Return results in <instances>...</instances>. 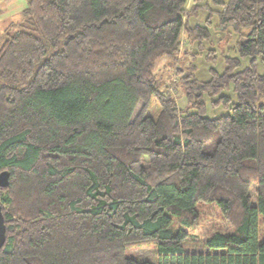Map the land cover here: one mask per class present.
Segmentation results:
<instances>
[{"label": "trees", "instance_id": "16d2710c", "mask_svg": "<svg viewBox=\"0 0 264 264\" xmlns=\"http://www.w3.org/2000/svg\"><path fill=\"white\" fill-rule=\"evenodd\" d=\"M188 1L27 0L4 26L0 264H155L125 255L145 242L157 264H264V0ZM212 18L236 54L200 79ZM183 36L179 107L153 70ZM200 202L230 230L188 253Z\"/></svg>", "mask_w": 264, "mask_h": 264}, {"label": "rangeland", "instance_id": "374dc122", "mask_svg": "<svg viewBox=\"0 0 264 264\" xmlns=\"http://www.w3.org/2000/svg\"><path fill=\"white\" fill-rule=\"evenodd\" d=\"M189 3H191V0H189L187 4L189 5ZM26 4L27 0H0V34L8 22H15L18 20L21 11L26 6ZM206 15L207 13L205 10H200L197 16L190 19V22L202 24ZM212 22L209 40L204 42L203 45L204 49L208 47L213 49L214 59L206 60L202 56H198L196 58L194 61L195 75L200 79H207L209 77L210 68H214L218 71L223 70L225 66L223 60L224 56H232L236 54L235 45L237 33L230 30V28H228L230 31L229 33H227L225 30L216 28L217 26L215 18H212ZM181 42L182 43L179 47L180 51L178 52L179 59L169 63L167 58H161L157 61L153 70L156 77L159 78L161 89L168 87V90L175 94L177 105L179 107H183L186 104V97L179 89L180 87L178 83L180 82V77L176 73V69L180 66V64H182L183 70L185 71L187 66L190 64L189 57L185 56L183 60L181 58L182 50L187 49V47L189 48L188 44L186 46L184 44V36L182 37ZM191 60H193V58H191ZM243 62H245L244 59H242V64ZM257 67L262 71L263 65L260 61L257 62ZM157 109V103L152 97L148 113H154ZM208 114L213 115L214 113L208 112ZM250 195L251 203L254 204L255 195L253 186L250 187ZM197 206L200 209V221L198 225L188 229V232L192 238L186 241L183 245V250L188 253L207 252L208 249L203 243L208 235L214 231L228 232L230 230L229 224L223 220L219 210L213 203L200 202L197 203ZM258 223L260 237H262L264 227L262 225V218L260 216L258 218ZM125 255L136 259H146L155 264H157L160 260V255L152 242H145L139 245L126 247Z\"/></svg>", "mask_w": 264, "mask_h": 264}, {"label": "water", "instance_id": "95a60500", "mask_svg": "<svg viewBox=\"0 0 264 264\" xmlns=\"http://www.w3.org/2000/svg\"><path fill=\"white\" fill-rule=\"evenodd\" d=\"M9 183V171L4 169L0 171V187H6ZM5 223L0 203V249L5 241Z\"/></svg>", "mask_w": 264, "mask_h": 264}]
</instances>
